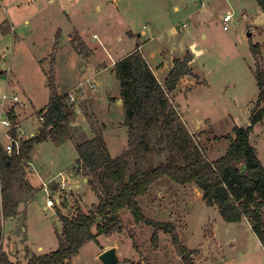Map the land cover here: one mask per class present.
<instances>
[{
	"label": "rangeland",
	"instance_id": "374dc122",
	"mask_svg": "<svg viewBox=\"0 0 264 264\" xmlns=\"http://www.w3.org/2000/svg\"><path fill=\"white\" fill-rule=\"evenodd\" d=\"M201 5L206 9L204 24L198 25L195 12ZM227 15L230 20L223 21ZM248 22L258 28L251 37L246 36ZM183 23L187 27L180 32L177 25ZM190 39L197 43L195 50L203 49L201 54L191 52ZM181 43L194 61L193 76L183 77L168 94L178 116L176 147L191 138L201 155L213 161L228 149L225 137L232 128L248 126L264 106L263 98L255 107L258 89L250 49L259 45L264 65V15L255 0H0V97L4 91V107L16 113L18 144L41 128L38 111L48 103L49 78L60 95L84 91L78 107L71 105L73 117L65 123L63 142L36 144L23 173L12 182L14 214L1 219L2 247L11 261L26 264L31 255L54 251L56 232L61 231L59 214L72 217L97 204L80 174L75 145L101 135L111 156L127 145L114 63L138 44L160 69L182 55ZM92 83L95 90L90 89ZM13 94L19 102L9 108ZM0 118L7 116L2 113ZM5 130L0 126V135ZM249 138L264 167V118ZM7 141L0 136V175ZM176 150L183 162V152ZM167 154L165 140L151 137L152 163ZM58 172L67 176V187L56 196L51 180ZM202 196L195 184L182 186L163 178L138 198V204L146 218L174 226L179 242L194 252V264H264V245L248 220L224 221ZM107 229L110 236L97 235L96 241L84 243L70 264H102L98 256L103 247L116 249L118 264H183L169 235L159 232L153 246V228L136 224L127 209Z\"/></svg>",
	"mask_w": 264,
	"mask_h": 264
},
{
	"label": "trees",
	"instance_id": "16d2710c",
	"mask_svg": "<svg viewBox=\"0 0 264 264\" xmlns=\"http://www.w3.org/2000/svg\"><path fill=\"white\" fill-rule=\"evenodd\" d=\"M264 14V0H255ZM139 45L126 56L116 61L113 73L119 82L120 99L124 111V126L127 145L117 156H111L101 135L75 145L80 174L97 197V204L87 212L78 210L75 216L59 214L61 231L56 232L57 248L44 255H31L26 264H70L80 247L87 241H96L97 235L110 236L107 229L119 213L127 209L136 224L153 228L150 241L158 244V233L170 236L177 255L183 264H194L191 250H187L178 239L177 232L169 223L146 218L138 204L149 187L163 178L178 185L195 184L203 192V201L208 207H216L226 222H240L246 218L251 230L264 245V167L250 143L254 126L264 118V106L258 109L264 98V65L260 61L258 44L250 45L254 59L253 76L258 89L256 113L246 127L234 126L226 152L219 158L208 161L199 152L195 142L186 137L176 147L175 126L178 116L171 105L168 94L176 89L181 78L193 76L189 66L192 57L186 54L172 61V66L160 83L140 51ZM79 52V47L76 48ZM49 100L38 111L44 122L36 136L21 141L18 152L2 157L4 169L0 175V264H20L11 261L3 250L1 219L13 216L10 206L12 182L23 173V163L29 158L33 147L44 141L55 144L63 142L61 136L73 117V108L66 102L67 94L60 95L53 78H49ZM12 125L17 123L14 109L7 114ZM16 137V128L10 130ZM159 135L166 142L167 156L154 165L150 160L151 137ZM66 140V139H64ZM183 152V162L179 151ZM223 186L226 194L214 193V188ZM56 186H53L55 189ZM103 221V223H102ZM95 228V232L92 228Z\"/></svg>",
	"mask_w": 264,
	"mask_h": 264
},
{
	"label": "built area",
	"instance_id": "2783aa9c",
	"mask_svg": "<svg viewBox=\"0 0 264 264\" xmlns=\"http://www.w3.org/2000/svg\"><path fill=\"white\" fill-rule=\"evenodd\" d=\"M229 20H230V16L227 15V16L223 17V21H229ZM185 26L186 25L183 24V25H181V28L183 29V28H185ZM181 28H179V29L181 30ZM95 87H96V85L94 83L90 84V89L95 90ZM83 93H84L83 90H80L78 93L77 92L76 93L75 92H68L67 98H66L67 104L69 106H71L73 103H75L76 107H78V103H79L78 101L82 97ZM5 101H7V95L3 91L2 96L0 97V108H1L0 114L5 113L7 118H5V119L0 118V126H3L6 129L5 132H3L1 135L2 136L5 135L8 138L7 143L3 146V150L5 149L6 153L8 155H10L13 153L14 150L16 152H18V148H19L18 142H20V139L17 136L14 138L10 134V130L12 128H18V124L16 123L15 125H12V122L7 115L10 112V110L8 109V106H7V108L4 107ZM9 102H10L9 108H12L13 104L19 102L17 95L13 94L11 97H9ZM38 121L40 122V124L44 122L42 114H40L38 116ZM51 182L55 183L56 188L52 189V190L55 191L56 196H58L60 194V191L65 190L67 187V176L61 172H58L56 174V176L51 180Z\"/></svg>",
	"mask_w": 264,
	"mask_h": 264
},
{
	"label": "crops",
	"instance_id": "0c3cea01",
	"mask_svg": "<svg viewBox=\"0 0 264 264\" xmlns=\"http://www.w3.org/2000/svg\"><path fill=\"white\" fill-rule=\"evenodd\" d=\"M206 6V5H205ZM204 6V7H205ZM201 7H203V5H201L199 8H198V11L197 12H195L196 13V15H195V17H196V21H194V22H197V24L198 25H201V24H204V19H203V15H204V13H205V10L203 11V8H201ZM260 9V8H259ZM175 10H179V8L177 7ZM261 13H262V11H261ZM264 15V14H263ZM183 24H185L186 25V23H183ZM183 24H181V25H183ZM180 24H178L177 25V27L178 26H181ZM247 26H249V32H251V36L255 33V32H258V28H257V26H255V25H253L251 22H248V24H247ZM187 27V25L185 26V28ZM185 28H181V30H180V32H182ZM174 31V30H173ZM138 36H140V34L138 35ZM250 36V37H251ZM183 38V37H182ZM191 40V39H190ZM192 41H193V44H191L192 43ZM182 45V48L184 47V51H183V53H182V55L181 56H178V57H172L171 58V62L167 65V66H164V67H162V68H160V69H158V67L157 66H154L153 65V63L151 64L150 63V55L149 54H145V50H144V46H140L139 45V47H138V50L140 51V53L142 54V56L144 57V59L147 61V63H148V65H149V67H150V69L152 70V72L154 73V75H155V77L157 78V80L160 82V83H162L163 82V80H164V78L166 77V75L164 76L163 74L166 72V74H167V72L169 71V69L171 68V66H172V61L174 60V59H176V58H179V59H181L184 55H185V47H186V44H184V43H181ZM187 45H189V47L191 46V45H194L196 48H197V43L196 42H194V40H191V41H189L188 43H187ZM134 50V49H133ZM132 50V51H133ZM132 51H130L129 53H131ZM197 51H198V54H201L202 52H203V49H197ZM128 53V54H129ZM193 61H194V58L190 61V63H189V66H190V68L192 69V63H193ZM162 66V65H161ZM165 71V72H164ZM160 72V74H162L163 76L161 77V78H159L158 76H157V74ZM0 73H2V72H0ZM196 75V74H195ZM7 77V76H6ZM182 80V78L180 79V81ZM179 81V82H180ZM6 83V82H5ZM6 85V84H5ZM6 87H7V85H6ZM20 131V130H19ZM22 132V131H21ZM32 134V133H31ZM30 134V135H31ZM2 146V145H1ZM54 178V177H53ZM106 249H108L107 247H103V249H101L100 251H99V254L101 253V252H103L104 250H106Z\"/></svg>",
	"mask_w": 264,
	"mask_h": 264
},
{
	"label": "water",
	"instance_id": "95a60500",
	"mask_svg": "<svg viewBox=\"0 0 264 264\" xmlns=\"http://www.w3.org/2000/svg\"><path fill=\"white\" fill-rule=\"evenodd\" d=\"M246 36H251V32H249V26H247ZM190 50L194 54H198V51L194 49V45L190 46ZM214 193L224 196L226 194V190L223 186H217L214 188ZM98 259L102 264H118V256L114 247L108 248L101 252L98 256Z\"/></svg>",
	"mask_w": 264,
	"mask_h": 264
}]
</instances>
